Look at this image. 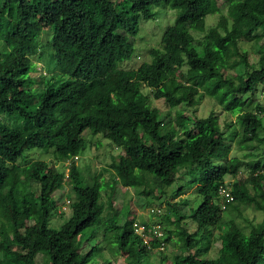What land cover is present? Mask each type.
Instances as JSON below:
<instances>
[{"label":"trees","instance_id":"trees-1","mask_svg":"<svg viewBox=\"0 0 264 264\" xmlns=\"http://www.w3.org/2000/svg\"><path fill=\"white\" fill-rule=\"evenodd\" d=\"M222 3L226 13L206 27V16ZM160 4L178 11L159 46L149 48L148 61L120 66L132 52L128 35L137 33L138 19L153 17ZM259 27L264 0H0V264H112L102 255L96 259V243L82 237L104 220L114 230L116 244L109 247L125 264H152L149 254L169 242L177 251L157 264L264 262V102L253 97L259 85L264 89V51L254 65L239 46ZM191 29L202 35L195 38ZM41 32H48L55 72L67 79L44 83L40 77L42 87L32 91L31 56L38 54ZM204 94L234 112L233 128H221L213 111L193 112ZM150 97L162 98L169 109L151 105ZM87 128L121 148L111 158L107 183L99 175L85 183L75 162ZM236 136L247 150L243 157L228 156ZM32 148L51 152L53 163L41 167L25 159ZM13 164L16 174L8 170ZM242 171L246 177L236 178ZM65 184L68 215L61 210L65 219L55 227L50 221L59 203L52 193ZM101 184L110 189L105 199ZM220 185L231 200L224 201ZM120 186L146 199L150 217L136 221L130 206V216L114 219L130 204ZM190 186L199 201L182 213L187 200L174 196ZM239 203L263 213L247 232L224 215L240 213ZM185 217L195 223L192 230ZM134 222L143 224L145 241ZM213 240H219L217 255L208 257Z\"/></svg>","mask_w":264,"mask_h":264},{"label":"rangeland","instance_id":"rangeland-1","mask_svg":"<svg viewBox=\"0 0 264 264\" xmlns=\"http://www.w3.org/2000/svg\"><path fill=\"white\" fill-rule=\"evenodd\" d=\"M155 11V15L151 18H143L140 17L138 19V31L135 35H128V39L132 42V52L128 58H125L119 62L120 66L125 68L136 67L143 61H148L151 56L149 53V48L151 46H159V40L164 28L172 23L178 9L171 8L166 5H157L153 7ZM221 13H226V4H221V9L217 10L211 14H208L205 18L206 27L212 24H215L219 18ZM191 32L195 38H198L202 35L201 32L195 31L191 29ZM256 37L250 40H240L239 46L245 49L247 53L248 61L254 65H256L257 59L259 55L264 51V27H259L256 29ZM48 37V32H41L40 34V46L38 47L37 53L34 56H31L32 62V72L29 74L31 82V90L35 91L42 87L41 79L43 82L54 81L56 78L65 80L67 79V75L60 74L59 72H55L56 66L51 59V48L45 42ZM54 84H58L55 82ZM253 97L264 102V89H261V85L257 87ZM151 105H155L160 108L163 112H166L169 108L162 98H153L150 97ZM252 103L249 102L246 105V108H251ZM179 108L183 112H186L182 106L175 107ZM174 108L169 110L170 117L174 120L177 118V115ZM210 111H213L216 114V121L221 128L230 130L233 128L230 123L235 119L234 112L226 111L218 105L212 96L204 94L201 99L197 102L195 107L193 108V112L198 116H203L208 114ZM262 122L264 124V114L262 115ZM82 137L85 141V149L79 154V156L75 159L78 167L82 171V174L85 179V183H91L92 176L99 175L100 182L107 183L110 181V175L112 173V169L109 166L111 158L117 155L121 148L118 146H114L110 143L109 139L103 137L100 134H92L90 130L87 128L83 130ZM237 136L234 137L233 141H230L231 151L228 156L235 155L239 157H243V154L247 151L246 149L239 148L237 146ZM229 142V140H227ZM257 151L259 149H256ZM25 159H36L39 163V166L46 167L47 165H51L53 163V157L51 152L43 151L38 148H32L25 155ZM28 162V161H27ZM55 166L60 167L58 163H55ZM9 171H12L16 174L18 172V166L13 164L8 167ZM66 172V169H65ZM246 175L244 171L238 172L235 176L236 178H243ZM187 174H183L184 178H187ZM182 177V178H183ZM246 177V176H245ZM233 178V177H230ZM69 186L67 184L59 187L58 189L53 191V195L56 198V201L59 205H56L55 213L51 218V225H55L58 227L59 224L65 219L61 216V210H64V217L68 215L67 208V200L71 198V193L67 192ZM101 184V198H106V193L110 192L108 186ZM118 189L124 193V200H129L130 204L125 203L121 209V214H117L114 219L117 222L123 221L126 217L131 215V208L136 211V221H139L141 218L144 220L147 217H150V214L147 212V207L145 205V198L141 195L137 194L132 187L120 186ZM117 189V190H118ZM172 188L168 189V193H170ZM195 188L194 186L186 187L182 193L175 194L176 200L186 199L188 204L180 203V212H187V206L196 205L199 201V197L195 198ZM195 202V204H194ZM240 205V213H236L235 210H231V213L228 214V211H224V215L232 216L240 225L244 226V231L247 232L250 226V223H255L262 218V212L254 209L252 206L244 205L243 203H239ZM164 207V204H163ZM132 208V209H133ZM133 209V210H134ZM60 212V213H59ZM227 213V214H226ZM172 215V214H170ZM173 217V216H172ZM63 218V219H62ZM225 216L219 220L217 224L223 226ZM146 220V219H145ZM184 225L187 229L192 230L195 227V223L191 221L188 217L183 219ZM101 224H94L92 226L87 227L83 231V236H88L89 242L91 244L96 243V259L101 260L100 255L104 258H109L112 264H125L124 255L121 252L114 251L113 246L110 245L116 244L113 241L114 230H107L109 220L101 221ZM141 224V223H139ZM57 225V226H56ZM91 230L95 231L94 236L90 237ZM218 229L214 230V236L217 234ZM175 237V235H174ZM219 246V240H213L210 243V247L207 250L206 255L208 257H214L217 255V248ZM177 249L175 246L169 242L160 248L159 252H151L148 256V262L152 264H157L160 259H163L165 262L171 259L172 253L176 252ZM258 264H264V262H260Z\"/></svg>","mask_w":264,"mask_h":264},{"label":"built area","instance_id":"built-area-1","mask_svg":"<svg viewBox=\"0 0 264 264\" xmlns=\"http://www.w3.org/2000/svg\"><path fill=\"white\" fill-rule=\"evenodd\" d=\"M219 193L223 195L224 201H229L232 199V195L228 192L226 187H223L220 185L219 187ZM221 207H224V202L221 204ZM134 230L139 233L141 236H143L144 241L146 240V232L143 231V224H139L134 222ZM157 236H160L162 232L158 229V225H155L154 231ZM159 248H163L162 245L159 246Z\"/></svg>","mask_w":264,"mask_h":264}]
</instances>
